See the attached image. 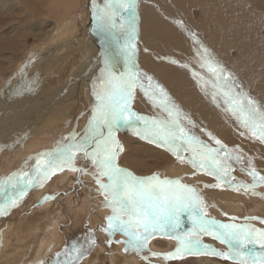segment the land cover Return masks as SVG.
I'll use <instances>...</instances> for the list:
<instances>
[{
	"label": "bare ground",
	"instance_id": "1",
	"mask_svg": "<svg viewBox=\"0 0 264 264\" xmlns=\"http://www.w3.org/2000/svg\"><path fill=\"white\" fill-rule=\"evenodd\" d=\"M13 1L15 3H13L11 7L18 4L21 6L25 4L26 7H28L31 5L30 3L35 5L32 0ZM77 1L78 0H40L38 3L41 4V7L37 8L38 6H36V9H34L35 7L30 8L28 9L30 13H26L22 18H18L20 23H24L31 19L28 25L30 23H35L38 27L43 29L34 32L31 36L26 34L22 40L16 44L17 46L12 50V47L10 48V54L6 57L5 61L0 62V76H5L8 79V77L14 73L15 66L19 60L27 61L26 65H24L23 62L19 64L20 67H25L24 70H26V72L23 73V76L20 74L21 70L16 72V74L20 76L19 82L15 83L16 79L10 77L7 83H3L4 86L5 84L7 86H0V127L3 126L0 130V151L6 149L17 150L21 146L31 150L36 149L39 145H42L43 147V145H45L44 141L47 140L46 135L52 133L54 128L57 129L60 119L66 116V114L63 113L60 115V112H52L54 110L51 109L55 105V101L58 100L61 102L60 105L64 106L69 98L74 96L73 93L70 92L67 94L63 89L65 87H71L70 83H73L77 77H80L79 75L83 71L87 76V89L89 84L93 82V79L98 74L102 64L99 63L100 59L97 49L100 44L105 46V37L101 38V36L94 31L95 20L93 18V20H91L92 0L90 4L88 1L86 6L90 12V16L87 25L86 22L83 24V35H87L85 36L86 41H84L86 46L83 51L79 49L81 46V35H78L80 29L78 25H75V19H73L74 17L76 18L77 15L76 13H71V15L69 13L76 6ZM96 3L102 5L101 0H96ZM137 3L139 18L137 21L138 52L136 56L139 68L153 76L155 81H158L166 89L167 93L175 103L180 106L182 111L187 113L191 119L195 121L196 127L193 128V131L200 137V139L204 140L212 147H217L215 140L208 135L210 132L213 136L226 144L229 149H238L243 160L239 163L235 160L230 161L231 175H242L244 178H247L246 180L250 179V184H252L253 177L249 175L252 165L255 166L260 175H264V140L253 137L250 130L240 125L239 121H237L231 112L224 110L225 105L220 93H217L215 96V99L219 100L220 104L218 105L214 102L213 92L215 91V88L212 83L214 78L207 68L201 67L202 57L198 53L202 52L203 48H208L214 54L215 59L237 78L240 86L238 90L247 92L259 104L264 105V0H138ZM2 6H7L5 1L2 3ZM44 14H46V19L38 18L40 15L44 16ZM53 14H55L54 19H58L57 21L51 18ZM65 18H67V21H65L62 27L60 24L63 23V19ZM29 26L32 27L33 25ZM65 27L70 29H66ZM64 31L66 34L70 35V37L66 38H68L67 41L71 45L66 42L58 44V41H56L63 35ZM191 33L196 34L195 39ZM56 35L57 37H55ZM31 37L38 38L40 44L42 43L43 45H45L44 42L46 43L48 39L51 41L48 43L46 49L36 50L35 45L34 47H31L30 51L26 52L29 48L28 41ZM197 39L201 43L198 44ZM107 43L110 45L107 49L115 47L114 44H110L106 41V44ZM44 50L45 52L42 53ZM66 51H72L78 53V55L80 54V65H75L77 72L69 74V78L66 80V84L62 87V90L59 91L60 86H56L49 91V93H46L47 95L40 96L34 94L36 88L44 83L41 82V80H45V78L39 80L40 71L44 72L45 75L51 72L50 68L52 66L53 69L56 57L64 55ZM31 52L32 55L30 54ZM29 54L31 56L28 58ZM15 55L18 56V59L14 61ZM94 64L97 65L95 68L93 67ZM89 67H91L90 70H88ZM6 69H11V72H8L9 74H7L5 72ZM27 96L30 98L27 103L28 106L26 104ZM92 101L94 105L95 99L92 98ZM39 102L41 104H39ZM132 106L135 111L142 115L152 116L160 114V110L153 105L151 100L145 96L140 89H137L136 91V99ZM51 115H53L52 117H55L54 119H58L57 123L54 124L52 121L46 122L47 120L45 119L49 118ZM40 116H42V118L34 128L21 129L24 128L23 125H26V121L29 117H35L37 120V117ZM9 128L12 129L9 130ZM85 129L83 132L81 131L79 135H83ZM14 131L17 132L14 133ZM23 132H26V137L23 140H20L19 134H22ZM121 132L122 134L120 138L124 140L129 152H132L136 146L139 147L138 144L134 145L135 147H131V143L134 141L141 142L142 144L140 145H143L145 150L148 149L147 151H143L146 153L144 154L145 157L149 156L148 158H150V156H159V158H162V161L159 163L164 162V164H167L170 162L165 158V153L163 154V152L167 150L166 148H161L155 144L148 143L146 140L136 136L131 129H121L120 133ZM57 138L59 139V137ZM60 138H62V136ZM77 138H79V136ZM51 145H47V147H45L47 149L42 152L48 151L51 148H56ZM140 148H142V146L138 149ZM155 149H158L160 155L156 152L151 153ZM27 154H29V152ZM140 155L142 154L140 153ZM188 155L189 153H184L183 162L174 155L176 160L175 169L182 172L181 174L184 173V179H181L183 183H196L200 188L199 191L201 193L206 192V194L203 193V196L207 195L209 199L213 197L226 199L228 197L226 200H229L231 196L233 197V195L241 193V187H239L240 191L236 190L230 192L228 189V182L219 181L215 175H209L206 171L193 168L188 162ZM127 157H125V161L134 168L136 166L135 161L131 162ZM77 159H82L84 161V153L78 152L76 154L75 166L78 169L79 166L76 165ZM150 161L151 160L149 159L148 162ZM34 162L35 160L33 159V163ZM84 162H87V160ZM30 163L32 162H29V164ZM137 168L140 169V167ZM154 168L155 167L151 165V163H148L144 166V171L150 173ZM68 169L72 170V168L66 166L62 171L57 170L56 172H63ZM137 173L142 172L138 170ZM64 175L65 176L60 179L58 178L56 182L60 181L61 183L64 181L66 183L69 176H66V174ZM53 183L54 182H52L49 189L53 187ZM216 184H222V186L205 187V185ZM39 187L40 186H30V190ZM243 189L244 188H242V190ZM261 190L262 189H260V191ZM229 192L231 194H228ZM30 194L32 195V193H29L28 195L30 196ZM28 195L25 194L24 196H21L18 199L19 204L25 197H28ZM0 199L1 202L3 201L2 204L4 202L6 203L7 198L4 199L0 196ZM87 200L88 199L86 198L85 202L81 205H74L71 203L72 205L68 208L69 211L77 217H86V214L88 213L87 211L91 210L89 207L90 204ZM238 206L233 203L230 208H238ZM57 210L61 211L60 209ZM11 211V207L7 208L2 216L0 214V218H3L4 214H8ZM59 211L57 213L54 212L53 214H49L51 216H47L49 218L48 221L42 220L43 218H46L45 216L47 212H32L30 217L20 220L18 228L16 227L17 229L14 228V226L12 227L14 229L8 228V236L2 241L4 246L2 247V251H0V264H38L39 261L43 260L45 254L54 249V247L60 246V243L63 241H61V231L58 225V220H60V217L63 219L64 217L61 213L59 214ZM252 212L254 211L252 210ZM94 219L96 218L94 217L93 220ZM42 234H44V236H41ZM94 235L95 234L88 235L89 243L87 241L85 243L83 242L82 247H80L84 252L82 259H80L81 264L85 261H83V259L87 253H89L90 256L88 257V260L85 257L87 260L85 264H105L104 261H107H103L101 257L103 255L102 246H94L95 244L93 245L90 243L95 237ZM105 239H107V242L109 240L112 241L110 245L115 252V254L113 253L115 264H143L137 259L138 257L135 258L134 255L131 254L132 252L125 251L126 245L123 241L127 239L124 235L122 237V235L119 234L114 239L107 235ZM225 245L227 246V244ZM30 251L33 252L32 254L34 255V258L31 261H28L29 259L26 260V257L30 255ZM67 251L68 254L66 256L69 258H71V254H75L73 249ZM23 258H25V260H22Z\"/></svg>",
	"mask_w": 264,
	"mask_h": 264
},
{
	"label": "snow or ice",
	"instance_id": "2",
	"mask_svg": "<svg viewBox=\"0 0 264 264\" xmlns=\"http://www.w3.org/2000/svg\"><path fill=\"white\" fill-rule=\"evenodd\" d=\"M137 8V0H104L103 5L92 0L94 31L115 47L102 53V66L93 80L95 103L85 132L79 135L73 131L66 138L67 142L62 141L56 148L38 154L31 172L19 171L0 180V196L12 192L7 197L6 205H0V214L15 205L30 186H42L57 170L62 171L67 166L74 171L84 172L85 169L75 166L76 154L83 152L85 159H90L97 169L96 179L104 195L105 206L112 208L105 230L110 235L123 232L127 237L123 241L125 251H143L154 234L162 233L177 240L176 249L164 254L167 258L213 255L238 260L240 264H257V261L264 264V229H257L248 223L216 220L208 214V205L199 190L182 183L181 178L162 177L159 173L136 175L119 163L124 146L117 133L121 129H131L148 143L166 148L181 162L184 153H189L188 162L193 168L215 175L217 180L228 182L236 190L239 187L254 189L264 183V175H260L252 165L249 175L253 177V183L233 184L235 177L231 175L230 161L239 163L243 160L238 149H229L210 132L208 135L215 140L217 147L200 139L193 131L195 121L182 111L153 76L139 68L136 56ZM191 35L196 38L195 33ZM197 43L201 42L197 39ZM198 54L202 57L201 67L207 68L214 78V102L220 104L215 99L216 94L220 93L224 110L231 112L253 137L264 140V105L247 92L238 90L237 78L215 59L208 48H203ZM137 89L160 110L159 115H142L134 110L132 105ZM103 177H107V180H103ZM220 186L222 184L205 185ZM185 220L191 223L190 229L182 228ZM204 234L227 244L228 251L204 244L201 239ZM90 243L94 245L95 240ZM73 250L77 253L76 259L84 254L76 246H73ZM67 254V249L64 253H56L57 259L52 264H61L59 257ZM38 264H44V261ZM63 264L69 262L64 261Z\"/></svg>",
	"mask_w": 264,
	"mask_h": 264
},
{
	"label": "rangeland",
	"instance_id": "3",
	"mask_svg": "<svg viewBox=\"0 0 264 264\" xmlns=\"http://www.w3.org/2000/svg\"><path fill=\"white\" fill-rule=\"evenodd\" d=\"M4 1L7 4V6H5V7L2 6V3ZM39 1L40 0H32V2L35 5L30 3L31 5H29L28 7H26L25 4H23L22 6L20 4H18L16 6L13 5V7H11L12 4L15 3L13 0H0V53H1L0 54L1 55L0 62L5 61L6 57H8V55L10 54L9 53L10 48L12 47L11 48V50H12L15 46H17L16 44L20 40H22V38L26 34L31 36V35H33L34 32H38L40 29H43L41 27H38L37 24H35V23H33V24L30 23L29 25H33L32 27H30L28 25V23L30 22L31 19L29 21L24 22V23H20L18 21V18H22L26 13H30V11L28 9L34 8V7H35L34 9H36V6H38L37 8L41 7V4L38 3ZM88 1L90 4L91 0H78L76 6L69 12L70 15H71V13H76V15H77V17L76 18L74 17L73 19H75V25H78V27L80 29V33L78 35L79 36L81 35V37H80L81 38L80 39L81 40L80 41L81 46L79 47V49H81V51H83L85 49L84 47L86 46V43L84 41H86L85 36H87V35L86 34L83 35V33H84L83 32L84 31L83 24L86 22V25H87L88 18L90 16V12L86 6ZM101 2L103 5L104 0H101ZM137 2H138V0H137ZM17 3H19V2H17ZM20 9L21 10L23 9V10L21 11ZM11 11H13V12H11ZM45 15L46 14H44V16L40 15L38 18L46 19ZM54 17H55V14H53L51 18L54 19ZM30 18H32V17H30ZM67 18L63 19L64 20L63 23L60 24L62 27H63V24L65 23V21H67ZM34 19H36V18H34ZM68 19H70V18H68ZM54 20L57 21L58 19H54ZM28 27H30V28H28ZM65 28L70 29L68 27H65ZM65 34L66 33L64 31L63 35H62L64 37L60 36V38H58L56 40V41H58V44H61L64 42H66L67 44H70L67 41L68 38H66V37H70V35H68V34L65 35ZM55 37H57V35ZM102 37L103 36H101V38ZM13 39H14V41H13ZM50 41L51 40L48 39V41L46 43L44 42L45 45H43L42 43L40 44V41L38 38L31 37V38H29V41H28L29 48L26 50V52L30 51L31 47H34L35 45H36L35 46L36 50H41V49L43 50L44 48L46 49V47ZM104 42H105V46L100 44L98 49H97V52L99 53V59H100L99 63H101V64H102V53H104L106 50H108L107 47L110 46L108 43L106 44V38H105ZM58 46H57V48H58ZM5 47H7L8 49ZM44 52H45V50L42 51V53H44ZM71 52L66 51V53H64V55L57 56L55 59V62H54L53 69L51 66V68H50L51 72H49L48 74L45 75L44 72L40 71L39 80L42 78H45V80L44 81L41 80V82H44V83L42 85H39L36 88L34 94H37L40 96L47 95L46 93H49V91H51L56 86H60L59 91L62 90V87L65 86V84H66V80L69 78V74H71L72 72L73 73L77 72L75 65H78V64L80 65V62H81V60H79L80 54L78 55V53H75V52L71 53ZM30 54L32 55V52ZM30 54H29L28 58L31 56ZM67 55H69V56H67ZM17 59H18V56L15 55L14 61ZM62 61H64V62H62ZM22 62L24 63V65L27 64V61L19 60V62H17L16 66H15L14 73L10 75V77H14L16 79L15 83L20 81V78H19L20 76H18V74H16V72L17 71L19 72L21 70L20 74L22 76L24 75L23 73L26 72V70H24L25 67L19 66V64ZM96 66L97 65H95V64L93 65L94 68ZM6 67H7V65H6ZM59 68H60V70H59ZM90 68L91 67H89L88 70H90ZM5 72L7 74H9L11 72V69H6ZM98 73H99V71H98ZM15 74H16V76H15ZM34 75H35V73H34ZM79 76L80 77H77L73 83H70L71 87H69V88L65 87L63 89L64 92H66L67 94L70 92V93H73V95H74L73 97L69 98L68 102H66L67 105L61 106L60 105L61 102L56 100L55 105L51 109V110H54V111H52L53 113L60 112V115H62V113H63V114H66V116L63 117L59 122H58V119H54L55 117H52L53 115L50 116L52 118L49 117V118L45 119V120H47L46 122L52 121L54 124L57 122L59 124L57 125L58 126L57 129L54 128L52 133H50L49 135H46L47 140L44 141L45 145H43V147H42V145H39L40 147L38 146L36 149L31 150L29 148L21 146L17 150L6 149V150L0 151V180H4V178L13 175L16 172H19L20 170L21 171L23 170L25 172H31L32 168L34 167V165L36 163V160L34 158L39 154V152L41 153L43 150L47 149V148H45V147H47V145L53 144L51 146L57 147L58 143H60L62 141L67 142L66 138H69V133L76 131V133L80 134L81 131L83 132V130L87 127L89 119L92 115V113H91V110L93 107L92 98L95 99V97L93 95V82L90 83L86 89V77H87L86 73L83 71V72H81V74ZM10 77H8V79H7L5 76H0V86L1 87L7 86L6 84L4 86L3 83H7ZM35 77H36V75H35ZM37 77H38V74H37ZM23 81H22V83H23ZM28 95L30 96L29 93H28ZM29 96L26 97L27 98L26 104L30 100ZM39 104H41V103L39 102ZM27 106H28V104H27ZM27 106H26V108H27ZM41 118H42V116L37 117V120H36L35 117H33V118L29 117L26 121V125H23L24 128H21V129L34 128L36 126V124L40 122ZM2 127L3 126L0 127V130L2 129ZM5 128H8V127H5ZM11 129L12 128H9V130H11ZM16 132L17 131H14V133H16ZM118 133L120 135L117 134V137L119 138V140L121 141V143L124 146V151L120 153V157H119L120 158L119 163L122 167L128 168L129 170L134 172L136 175H145L146 176V175H152L153 173H159L162 177L166 176L169 178H181L182 180L184 179L183 178L184 173L181 174L182 172L177 171L175 169V164H176L175 161L176 160L174 158L173 153L169 152L168 150H165V152H163V154L165 153L164 154L165 158L167 160H169L170 162H168L167 164H164V162L159 163L162 161V158L161 157L159 158V156H150V158H148L149 156L145 157L144 154H146V153L143 152L145 150V147L143 145H140V144H142L141 142H135L134 141L135 143L134 142L131 143V147H135L134 145L138 144L139 147L142 146V148L138 149L139 147L136 146V148L133 149L132 152H129L128 148L126 147L124 140H122L120 138L122 132L120 133V131H119ZM61 136H62V138H60ZM25 137H26V132L19 134L20 140H23ZM57 137H59V139ZM15 142H18V141H15ZM7 143H10V142H7ZM52 149H54V148H51L50 150H52ZM9 150H11L12 153ZM147 150L148 149H146L145 151H147ZM28 152H29V154H27ZM154 152H156L160 155V152L158 151V149L153 150L151 153H154ZM140 153L142 155H140ZM133 154H135V155H133ZM28 155H30V156H28ZM31 155H33V156H31ZM125 157L129 158V160L131 162L135 161L136 166L133 168L130 164H128L125 161L126 160ZM33 159L35 160L34 163H33ZM132 159H134V160H132ZM149 159L151 160L150 162H148ZM85 160H87V162H84ZM85 160L83 161L82 159L81 160L77 159V164H76L77 166H79L78 169H80V168L85 169L84 172L74 171V170H69V169L65 170L63 172H56L55 174H53L51 176V179L50 178L47 179V181H45L43 183V185L40 186L39 188H36L34 190H30V187L28 188L26 195H28L29 193H32V195L30 194V196L28 195V197H25L24 200L21 201L22 203L20 202V204H19V201H17L16 204L11 207L12 211L8 214H4L3 218H0V241H1L0 242V251H2V249H3L2 247L4 246V243H2V241H4L6 239V237L8 236V234H7L8 228H12L13 226H14V228H16V227L18 228V226H19L18 224L20 223L21 219H27L28 217L31 216L30 214L32 212L36 213V211H38V212L41 211V212H45V213L47 212L46 216H45L46 218H43L42 220L48 221L49 220L48 217L51 216L49 214H53L54 212L57 213L59 211L57 209H60L61 211H59V214L61 213L62 216L64 217V219L59 216L60 220H58L59 221L58 225H59L60 231H61V241H63L61 243H63V244L60 243V246L54 247V249H52L50 252H48L47 254H45L43 256L44 264H52V262L57 259L56 253H58V252L64 253L65 249H67V250L73 249L74 244H75L74 246H76L77 248H80L83 245V242L85 243L87 241L89 243L88 235H93V234H95L94 235L95 237L93 238L95 240L94 246H96V245L102 246V249H103V255L101 256L102 260L103 261L107 260V261H104L105 264H115L114 263L115 260H114V256H113L115 254V252L112 249L111 245L107 242V239H105V238L107 237V235H109L110 237H112V239H114L117 235L120 234L123 237L124 234L122 231H117V232H115L114 235H110L109 232L105 230L107 228V223H108L107 217L112 214L111 207L105 206L104 195H102L103 193L100 191V185L97 183V179H96L97 169H96L95 165L92 163V161L90 159H85ZM25 161H27V162H25ZM28 161L32 162V163L29 164ZM173 161H174V163H173ZM148 163L149 164L151 163V165H153L155 167L152 171H150V173H146V171H144V166L147 165ZM137 167H140V169ZM22 168H24V169H22ZM138 170H140L142 173H137ZM66 172H68V173H66ZM174 173H175V175H174ZM177 173H178V175H177ZM64 174H66V176H69L68 181H66V183L64 181L61 183H60V181H58L59 183L56 182L58 180V178L60 179L61 177L65 176ZM232 176L233 177L235 176V180H233L232 183L236 184L237 186H239L238 184H241V182H243L245 184L251 183L250 179L246 180L247 178H244L242 175L238 176V174H236V175H232ZM237 176H238V178H237ZM240 176H242V177H240ZM102 179L106 181L107 177H103ZM239 181H240V183H239ZM52 182H54L53 187L49 189L50 185H52ZM184 182H186V181H184ZM188 184H190L193 187H196L198 190H200V188L197 186L196 183L193 182V183H188ZM54 185H55V187H54ZM228 186H229L228 189L230 192L236 191V188L231 187L229 184H228ZM242 188H244V187H241V193H239L237 195H233V197L231 196V198H229V200H226L228 197L226 199L221 198V197H219V198L213 197V198L209 199L207 195L203 196V193L206 194V192H203V191H202L203 193H201L200 191L199 192L203 196L205 203L208 205V208H207L208 214L210 216L214 217L216 220L217 219L221 220V222H224V223H233V222L238 223V224L248 223V224H252L257 229H264V201H262V200H264V183L259 184L257 187L254 188V190H252V188H247V189L244 188L242 190ZM260 189H262V190L260 191ZM254 191L255 192L258 191V192L255 193ZM230 192L228 194H231ZM96 194H98L99 196ZM10 195H12V192L8 191V192L2 194V197L5 199ZM46 197H48V198L46 199ZM102 197H103V199H102ZM86 198L88 199L87 201L89 202V204H90L89 207L91 208V210L87 211L88 213L86 214L87 215L86 217H81V216L77 217L71 211H69L68 208L70 205H72V204H74V205L80 204L81 205L82 203L85 202ZM260 199H261V201H260ZM6 201H7V199H6ZM2 202L0 203V205H3L5 203L4 202L2 204ZM240 202H242V203H240ZM233 203H235L237 206L239 205L238 208H232L231 209L230 206ZM4 205H6V203ZM255 208H257V209H255ZM252 210L254 212H252ZM237 211H238V213H237ZM63 213L66 215H64ZM2 214H1V216H2ZM94 217L96 218V219H94L95 221L93 220ZM233 217H236L237 219L232 220ZM247 217H256V219L249 220V219H246ZM86 221H87V223H86ZM76 222H77V224H76ZM43 224H45V223H43ZM2 225H3V229H2ZM191 227H192V225L189 221L188 222L184 221V223L182 224V228L183 229L185 228V230L190 229ZM14 228H12V229H14ZM91 231H93V232H91ZM81 234H83V235H81ZM41 236H44V234H42ZM124 237L127 239V237L125 235H124ZM201 239H202L204 244L211 245L212 247L219 249L221 251H225V252L228 251L227 246L224 243H221L219 240L217 241V239H215L214 236L204 234L201 236ZM176 247H177V240L175 239L174 236H169V235H165L162 233H157V234H154L150 238L147 247L143 251L129 250L128 252H130V253L132 252L131 254L134 255L135 258L138 257L137 259L140 262H142L143 264H145V263L146 264H240V262L238 260L224 259L222 257L213 256V255H185L183 258H167L164 255L166 253L173 252L176 249ZM30 252H29L30 255H28L26 257V260L29 259L28 261H31L34 258V255L32 254L33 252H31V253ZM153 253H158L159 255H153ZM0 255H1V252H0ZM76 256H77L76 252L74 255L73 254L70 255L71 258L67 257L66 255H62L61 257H59V260L61 261V264H63L64 261H68L69 264H81L80 259H82L83 255L79 257V260L76 259ZM89 256H90L89 253H87V255L84 256L83 261L84 260L85 261L82 264H85L87 262V260L89 259L88 258ZM85 257L87 260L85 259ZM202 259H204V260H202ZM22 260H25V258H23ZM17 262H19V261H17ZM21 264H23V263H21ZM257 264H259V261H257Z\"/></svg>",
	"mask_w": 264,
	"mask_h": 264
},
{
	"label": "water",
	"instance_id": "4",
	"mask_svg": "<svg viewBox=\"0 0 264 264\" xmlns=\"http://www.w3.org/2000/svg\"><path fill=\"white\" fill-rule=\"evenodd\" d=\"M92 18H93V16L91 17V20H93ZM91 113H92V110H91ZM185 221H187V220H185ZM187 222H188V221H187ZM215 239H216V238H215ZM217 240H218V239H217ZM227 248H228V245H227Z\"/></svg>",
	"mask_w": 264,
	"mask_h": 264
},
{
	"label": "crops",
	"instance_id": "5",
	"mask_svg": "<svg viewBox=\"0 0 264 264\" xmlns=\"http://www.w3.org/2000/svg\"><path fill=\"white\" fill-rule=\"evenodd\" d=\"M67 105V104H66ZM61 120V119H60Z\"/></svg>",
	"mask_w": 264,
	"mask_h": 264
}]
</instances>
